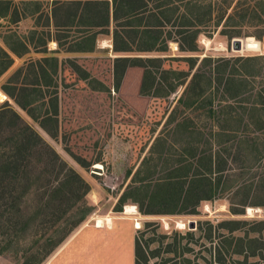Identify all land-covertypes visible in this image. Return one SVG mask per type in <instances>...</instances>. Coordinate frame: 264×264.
<instances>
[{
	"label": "rangeland",
	"instance_id": "1",
	"mask_svg": "<svg viewBox=\"0 0 264 264\" xmlns=\"http://www.w3.org/2000/svg\"><path fill=\"white\" fill-rule=\"evenodd\" d=\"M193 1L197 4L194 13L203 22L197 28V37L193 41L185 34H180L182 31L180 25L184 22L180 16L183 14L181 10L183 5L180 1L158 2V4L170 2L169 8L177 7V13L174 15L176 18L173 17L165 24L159 38L160 41L166 42V52L162 54L153 51L143 56L151 59L160 58L158 62L153 63L155 67L152 69L161 84L159 88L162 90L160 89L159 94L168 92V95L162 98L159 95L158 97L140 95L143 73L140 67L127 69L119 89L115 90L113 65L116 55L112 52V25L110 34L98 33L94 50L83 54L69 51L86 30L75 26L70 29L56 27L55 25L65 24V18L72 9L54 7L52 0H13L11 9L18 10L22 16L20 21L17 23L9 22L7 19L0 21V46L4 47L3 39L7 36H12L13 41L19 39L29 46V52L23 57L13 56L11 67L0 76V92L6 96L5 100L0 101V110L11 109L29 124L45 143L53 148L67 167L77 172L90 188L81 204L91 206L93 211L39 264H46L51 255L69 242L75 232L84 225L96 226L97 219H102L105 224L108 223L107 220L111 223V218L129 220L133 227L137 221L140 222V229L135 228V242L143 252L139 264H264V209L257 207V204H264V191L255 187L253 171L243 178L240 174L246 153L242 145L239 154L233 150L232 152L222 150L221 147L214 148L227 158L228 165L225 167L227 169L220 177L222 186L228 185L229 189L219 191L211 201L200 202L193 209L194 213H191L190 208L172 215H144L131 199L121 206L122 211H114L120 195L134 186L131 179L144 158L149 160L141 168L140 176H144L147 168L153 167V164H156L153 179L164 176L175 168L174 165L170 166L171 161L165 164L162 158L170 152L168 154H172L174 159V149L182 148L184 145L180 144L187 141L183 133L176 135L179 144L176 143L172 132L177 122L186 118L189 120V129L192 126L195 130L199 129L198 132L203 134L201 142L204 148H209L207 142L214 141L211 137L213 131L210 130L211 128L217 130V127L203 114L209 105L197 110L194 109L197 103L190 107L182 104L184 101L193 100L189 99L193 78L198 82L199 90L204 88V82L201 84L200 81L212 78L211 88L204 91L200 101L209 96L207 102L213 98L211 105L216 109H223L227 103L222 98L227 95L219 78L229 72L237 76L243 75L242 58H264V0ZM148 7L151 10V3ZM36 8L39 11L31 15ZM51 11L54 13V20L51 18ZM219 18L222 21L217 25ZM32 31L37 32L33 40ZM236 40L242 41L240 50L234 49ZM194 46L195 51H189ZM43 50L47 51L48 56L51 54L56 56L59 61L56 78L59 131L57 138L54 139L35 124L2 90V86L6 85L8 78L17 69L22 70L20 78L17 79L18 85L32 84L34 75L31 68L29 69V64L35 65L41 61L46 55ZM75 66L88 73L86 80L81 78V73L75 70ZM222 71L223 75L220 73ZM234 74V78H242ZM246 80L247 87L250 88L249 94L252 95L264 81L260 76L247 77ZM170 86H173V90ZM52 90H55V87H50V91ZM253 99L251 96L247 101L253 103ZM47 102L46 100L45 107L49 108ZM229 102L237 112L242 111L239 107L242 105L237 99ZM14 133L17 134L16 126L9 121L1 122L0 147L8 150L14 141ZM232 142L235 146L241 143L237 135ZM223 144L230 145V141ZM168 145V151H163L161 155L163 157L159 159V150L162 146L167 148ZM2 148L0 154H6L5 151H1ZM236 154L242 159L235 158ZM71 155L83 158L90 166L81 167ZM26 163L28 173L40 175L36 181H31L32 175L27 176L32 182L34 193L19 200L20 212L15 210L14 218L21 216L20 220L28 210L36 208V204L42 199L43 188L48 184H54L60 171L59 166L52 168L47 164L45 154L41 156L31 153ZM18 184H12L11 189L18 192L20 187ZM127 205L134 206L137 213L124 214ZM51 206V210L57 207L59 212L66 204L54 203ZM162 207L163 205H159L156 210ZM162 210H165V207ZM242 210L243 214H234ZM46 213L49 214L46 218H54L50 214L51 211ZM42 217H39L38 225L28 227L25 231L20 230L21 225L16 228L20 230L17 233L20 239L19 249L7 248L6 253L0 255V264L33 261L36 253L42 252L43 241L38 244L35 242V245L34 241L54 230V227L45 229L46 227L41 225ZM234 220L239 221V225L232 233L229 231L231 224L221 225L223 222ZM192 223L194 228L191 229ZM61 226L62 223L58 227ZM188 233L192 236L187 235ZM233 250L238 253L232 254ZM30 251L34 255L27 253Z\"/></svg>",
	"mask_w": 264,
	"mask_h": 264
},
{
	"label": "trees",
	"instance_id": "2",
	"mask_svg": "<svg viewBox=\"0 0 264 264\" xmlns=\"http://www.w3.org/2000/svg\"><path fill=\"white\" fill-rule=\"evenodd\" d=\"M59 1L53 0L54 7H59ZM177 1H180L183 5V9H181L183 14L180 16L183 17L184 22L180 25L182 27L180 34H185L187 38L193 41L197 37V28L203 23L199 16L194 13L197 4L193 0L192 2L190 0ZM158 2L159 0L65 1L62 4V8L67 7V9H72V11L68 12L65 24L55 26L84 28L86 30L84 35L71 46L69 51L71 53L84 54L91 53L94 50V43L98 33L110 34V26L112 25V52L117 55L113 65L115 90L119 89L120 83L129 67H140L143 69L139 88L140 95L156 97L159 95L162 98L166 97L168 92L159 94L161 84L152 69V67H155L153 63L158 62L160 58L151 59L143 56L153 51L162 54L166 52V42L160 41L159 38L165 24L175 17L177 7L172 6V8H169L170 2L161 4H158ZM26 3L31 4L29 2ZM150 3L152 5L151 10L148 7ZM12 5L13 0H0V21L6 19L13 23L20 21L22 16L18 10L11 9ZM171 5H173V2ZM38 11V8H36V10L31 12V15ZM54 17V13L51 11L53 20ZM49 19L50 17L47 18L48 21ZM221 21L219 18L216 22L217 25ZM36 35L37 32L32 31L31 39L33 40ZM13 39L12 36L5 37L3 39L4 47L0 46V76L11 67L13 56L21 58L29 52L27 43L17 38L15 41ZM189 51H195V46ZM42 52L47 56L42 57V60L35 65H28L34 75L32 84L23 83L19 86L17 79L21 75L22 70L17 69L8 78L6 85L2 86V90L27 113L35 124L54 139L57 138L59 131L58 95L56 92L59 61L53 54L48 56L49 54L46 50ZM241 61V72L243 75L238 72L240 76H237L229 72L224 77L219 78L220 82L224 84L223 90L227 95L222 98L227 103V106L223 109H216L211 105L213 104V98L207 102L210 99L209 96H205L203 101H200L204 91L206 92L212 86L211 77L200 81L201 84L204 82V88L201 90H199L198 82H195L193 78L189 97V99L193 100L182 102L185 107H190L197 103V107L194 108L197 110L203 109L207 104L209 105L203 114L212 120L214 126L217 127V130H213L214 128L210 130L213 131L211 137H213L214 141L207 142L209 148H204L203 142H201L203 134L198 132L199 129L195 130L193 126L189 129V120L183 118L182 121L177 122L172 134H174L176 143L179 144L176 135L184 133L187 141L184 144H180L184 146L180 149L172 146L175 148L173 151L175 154L174 159H172L173 155L167 152L170 144L167 148L162 146L159 150V159L163 157L161 156L163 151L167 152V155L162 160H165V164L171 161L170 166L173 167L174 165L175 168L169 170L168 174L153 179L156 174V164H153V167L147 168L144 176H140L141 168L149 160L144 158L140 168L131 179L134 186L120 195L114 211H122L121 206L131 199L139 212L144 215H172L184 212L190 208H192L190 210L192 211L191 213H194L193 209L200 202L211 201L218 195L219 191L224 192L229 189L228 185L222 186L220 177L227 169L225 168L228 165L227 158L218 153L219 151L214 150L215 147H221L222 150L226 149L229 152L233 150L239 154L243 146L246 153L240 168V174L243 178L253 171L252 179L255 187L259 188V190L262 188V191H264V81L260 83V88L252 95L249 94L250 88L247 87L248 83L246 80L247 77L253 76H260L264 79V58H242ZM75 70L81 73L82 79L86 80L88 78V73L82 72L79 66H75ZM223 72H220L221 75H223ZM233 74L237 77L242 76V78H234ZM50 87H55V90L50 91ZM170 88L173 90V86H170ZM210 93L212 94V91ZM251 96L254 98L253 103L247 101ZM236 99L242 105L239 106L242 109L241 112H237L235 108L231 107L229 102ZM46 100L49 108L45 107ZM4 121H9L16 126L17 134L14 133V141L8 150L0 147L2 148L1 151L6 152V154H0V255L6 253L7 248L16 247L19 249L20 239L17 233L20 230L25 231L28 227L38 225L39 217L43 216L41 225L46 227L45 229L49 227L53 229L54 227V230L49 235L43 234L41 239L34 241V245L35 242L38 244L41 240L43 241L44 248L42 252H37L33 261L25 260L22 263L39 264L60 246L73 229L85 221L93 211L91 206L81 204L90 188L81 176L73 169L68 168L53 148L45 143L37 132L11 109L0 110V123ZM236 135L241 142L238 146L233 145L232 142ZM228 141H230V145L223 144ZM31 153H37L41 156L45 154L47 164L52 168L59 166L60 171L54 180V184H48L43 188L42 199L36 204V208L28 210L20 220L21 216L14 218L15 210L19 211V200H22L30 193L33 195L34 190H32L31 181L38 180L40 175L27 172L26 162ZM237 154L235 158L240 159L241 156ZM71 157L83 168L90 166L83 158L75 155H71ZM30 175H32L31 181L27 178ZM14 183H19L18 192L16 189H11V185ZM37 190L38 188H36L35 192ZM54 203L58 205L65 203L66 207L60 208L59 212L57 207L51 210V205ZM159 205H163L165 210H162L163 207L156 210ZM257 207L264 209V204H257ZM46 211L48 213L51 211L50 214L54 218H46L49 215ZM243 212L242 210L234 212V214H243ZM60 223H62L61 228L58 227ZM238 223L239 221L234 220L223 222L221 225L231 224L232 227L229 228V231L232 233L238 228ZM19 225H21L20 230H16ZM187 235L192 236L189 233ZM27 253L34 255L31 251ZM134 253L135 264H139L140 259L143 258V252L137 242H135ZM237 253L236 250L232 251L234 255ZM24 257H26V253Z\"/></svg>",
	"mask_w": 264,
	"mask_h": 264
},
{
	"label": "crops",
	"instance_id": "3",
	"mask_svg": "<svg viewBox=\"0 0 264 264\" xmlns=\"http://www.w3.org/2000/svg\"><path fill=\"white\" fill-rule=\"evenodd\" d=\"M65 1L72 0H60V8ZM135 231L129 220L121 218H111V223L100 228L84 225L46 264H135Z\"/></svg>",
	"mask_w": 264,
	"mask_h": 264
},
{
	"label": "bare ground",
	"instance_id": "4",
	"mask_svg": "<svg viewBox=\"0 0 264 264\" xmlns=\"http://www.w3.org/2000/svg\"><path fill=\"white\" fill-rule=\"evenodd\" d=\"M6 99V96L3 95L1 92H0V101H3ZM249 211H251V209H249ZM137 212L135 211V207L134 206H131V205H127L125 206V209H124V214L126 215H135ZM108 223L110 222V220H107ZM104 224V221L102 219H97L96 221V227L97 228H100L102 227ZM135 228L136 229H140V222H136L135 223Z\"/></svg>",
	"mask_w": 264,
	"mask_h": 264
},
{
	"label": "water",
	"instance_id": "5",
	"mask_svg": "<svg viewBox=\"0 0 264 264\" xmlns=\"http://www.w3.org/2000/svg\"><path fill=\"white\" fill-rule=\"evenodd\" d=\"M241 47H242V41L241 40L234 41V49L235 50H240ZM190 228L191 229L194 228L193 223L190 225Z\"/></svg>",
	"mask_w": 264,
	"mask_h": 264
}]
</instances>
